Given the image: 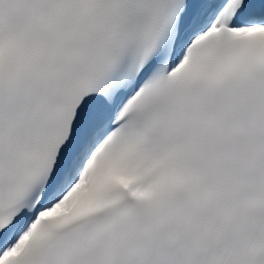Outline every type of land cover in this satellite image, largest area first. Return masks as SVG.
<instances>
[{
	"label": "snow or ice",
	"instance_id": "obj_1",
	"mask_svg": "<svg viewBox=\"0 0 264 264\" xmlns=\"http://www.w3.org/2000/svg\"><path fill=\"white\" fill-rule=\"evenodd\" d=\"M0 264H264V0H0Z\"/></svg>",
	"mask_w": 264,
	"mask_h": 264
}]
</instances>
